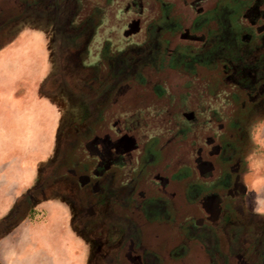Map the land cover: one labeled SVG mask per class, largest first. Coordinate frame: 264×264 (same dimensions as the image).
Returning <instances> with one entry per match:
<instances>
[{
  "label": "rangeland",
  "instance_id": "374dc122",
  "mask_svg": "<svg viewBox=\"0 0 264 264\" xmlns=\"http://www.w3.org/2000/svg\"><path fill=\"white\" fill-rule=\"evenodd\" d=\"M81 1L30 0L24 14H16L15 18L0 27V58L10 59L9 64L5 62L6 65L1 66L0 63V195H7L8 208L13 212L9 220L2 221L4 228L16 223L43 225L52 220L60 228L97 229L104 222L97 220L98 215L103 218V213H117L113 204L118 200H113L111 193H103L102 189L98 192V184L83 187L77 174L73 173L76 170L81 175L79 164L83 159L85 141L98 127L103 109L114 95L111 88L113 78H116L111 74L103 79L95 65L86 63V46L94 36V26L81 18ZM232 6L235 7V3ZM228 9L223 2L219 9L210 14L216 15L222 30L211 38L202 51L203 55L198 56L194 64L206 72L210 71L211 78L219 85L229 82L238 89L243 84L241 91L246 92L243 93L245 96L249 93L244 84L253 85L251 94L255 96L264 82V70L260 64L264 57V44L258 47V42L252 40L247 46L236 39V32L230 24L232 19L226 21V14L233 11ZM234 9L237 12L236 7ZM239 30L241 34L248 32L252 35L241 26ZM262 38L264 43V36ZM209 52H219L224 56L214 60ZM20 54H30L35 61L26 59L25 65H19L13 59ZM175 59V62L178 61L175 64L180 65L186 61V57L180 53ZM223 65L233 69L226 77L225 69L221 68ZM142 67L143 64L138 68ZM215 67L216 72L213 71ZM138 68L131 74L123 75L125 78L122 79L135 75L134 79L138 81L144 96L167 95L161 87H148L150 79H140ZM32 71L36 72V76L32 75ZM115 90L117 92L119 88L115 87ZM263 106L264 96L258 104L248 109V113L239 117L236 124L230 126L237 135L236 141L227 142L224 155L220 158L226 172L219 185L214 187L203 188L205 184L200 183L199 177L193 173L194 158L187 160L188 153L185 152L189 150V144L192 145L188 139V128L180 126L172 133L176 140L181 139V147H173L175 160L172 168L158 175L161 179L173 181L178 187L175 191L177 200L170 194H164L168 195L170 202L178 203L180 213L186 211L188 204L200 200L204 189L219 192L215 186L232 188L236 183L233 166L238 160L244 166L240 174L244 200L252 203L254 209L250 212L256 214L258 209L264 211V168L256 167L263 163L260 158L264 156L262 125L257 121L258 117L264 116ZM159 111L156 112L159 114ZM154 117L153 120L160 119L155 114ZM137 119L135 122L139 123ZM252 121V124H246ZM160 142L157 138L149 140L145 157L147 162L143 168L135 171L131 183L124 184L123 188L134 187L130 200H134L139 180L152 169L145 165L161 162V152L155 151V146ZM183 153L184 161L178 157ZM111 172L105 176L109 180L104 182L116 184L115 175L118 172ZM136 195L138 199L141 198L139 193ZM173 213L169 211L167 223L182 228L184 217L180 214L176 219ZM87 219L90 221L86 224Z\"/></svg>",
  "mask_w": 264,
  "mask_h": 264
},
{
  "label": "flooded vegetation",
  "instance_id": "af4514ba",
  "mask_svg": "<svg viewBox=\"0 0 264 264\" xmlns=\"http://www.w3.org/2000/svg\"><path fill=\"white\" fill-rule=\"evenodd\" d=\"M223 2L230 8L228 10H233L226 14V21L232 19L230 24L236 32V39L247 46L256 40L257 46L261 47L264 44V0L81 1V18L94 26V36L86 46V63L95 65L103 79L111 74L116 76L111 89L114 91L117 87L119 90L111 91L114 95L103 109L98 127L85 141L83 159L79 164L81 175L76 170L73 173L77 174L83 187L98 184L99 192L102 182L109 180L105 176L114 170L118 172L115 175L116 184L124 187V184L133 181L135 171L143 168L147 162L145 157L149 140L157 138L161 141L160 145L155 146L156 153L162 154L161 162L145 165L152 169L139 180L134 200L114 205L113 209L119 214L132 215L137 221H144L141 212L143 197L138 199L137 193L141 196L144 193H166L177 200L175 191L178 187L173 181L161 179L158 173L173 166V147H181L182 143L173 134L180 126L188 128V139L192 145L189 144V150L185 153H188L187 160L194 158L195 177L215 181L207 182L206 187L220 183L226 172L220 158L224 155L227 142L234 143L237 137L230 126L236 124V120L248 113V109L258 104L264 96V82L255 96L251 94L253 85L244 84L249 93L245 96L243 93L246 92L241 91L243 84L238 89L229 82L219 85L211 78L210 71L206 72L194 64V60L203 55L202 51L211 38L222 30L219 19L210 14L219 9ZM29 3L30 0H0V27L15 18L16 14H24ZM240 26L252 32V35L248 32L241 34ZM179 53L186 57L183 65L175 64L178 63L175 58ZM209 55L214 60L224 56L219 52H209ZM141 64L143 67L138 68ZM135 68L140 70V79H150L148 87H161L167 95L144 96L138 81L134 79L135 75L122 79L125 78L123 75L131 74ZM221 68L225 69V77L233 70L226 65ZM213 71L216 72L217 68ZM154 114L160 119L153 120ZM136 119L139 123L135 122ZM185 153L178 156L182 161ZM235 166L236 183L232 188L215 186L219 192L207 191L198 203L188 204L185 214L214 215L213 210L206 212L203 204L213 202L216 213H220L224 204L243 196L241 161H236ZM171 204L177 219L181 214L178 203ZM180 229L174 224L168 226L171 234L180 232ZM170 238L171 241L175 239L171 235Z\"/></svg>",
  "mask_w": 264,
  "mask_h": 264
},
{
  "label": "crops",
  "instance_id": "0c3cea01",
  "mask_svg": "<svg viewBox=\"0 0 264 264\" xmlns=\"http://www.w3.org/2000/svg\"><path fill=\"white\" fill-rule=\"evenodd\" d=\"M262 53L264 56V50ZM20 55L13 59L19 65H25L26 59L35 61L30 54ZM9 60L0 58L1 66ZM260 64L264 70V57ZM257 121L264 136V116ZM260 161L263 163L256 167L264 168V156ZM199 182L206 188L208 180L199 178ZM104 183L102 192L118 200L113 205L131 202L133 186ZM206 192L204 189L203 195ZM140 197L144 221L132 215L103 213V218L97 217L104 221L99 228L78 230L60 228L52 220L43 225L16 223L4 228L2 221L9 220L13 212L8 208L7 195H0V264H264V211L258 209L260 214H252L253 205L244 200L245 196L224 204L220 213H216L213 202L203 204L204 210H213L214 215H186L183 211L184 226L174 234L168 231L166 217L174 210L168 195L144 193Z\"/></svg>",
  "mask_w": 264,
  "mask_h": 264
}]
</instances>
